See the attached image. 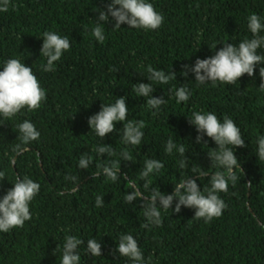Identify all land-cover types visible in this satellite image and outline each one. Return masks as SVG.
<instances>
[{
    "label": "trees",
    "instance_id": "trees-1",
    "mask_svg": "<svg viewBox=\"0 0 264 264\" xmlns=\"http://www.w3.org/2000/svg\"><path fill=\"white\" fill-rule=\"evenodd\" d=\"M148 2L164 17L158 30L126 24L115 29L109 16L100 24L103 43L92 30L97 9L106 11L111 0H11L9 10L0 12V71L8 59H19L46 90L40 109H24L11 119L0 116V171L5 173L0 198L17 177L27 176L40 185L30 204L31 220L22 228L0 232V264H61L67 236L84 241L78 247L80 264H133L116 250L124 234L138 241L145 264H264V160L257 156L258 137L264 136V90L259 87L264 64L256 66L254 77L245 74L235 84H199L193 72L181 75L184 65L213 56L223 44L251 39L248 18L257 14L264 22V0ZM46 31L71 42L50 72L42 70L47 58L40 55ZM257 53L264 55V46ZM148 66L174 72L176 78L167 84L149 81ZM137 83H151L152 95L165 99L159 110L148 107V97L136 95L132 89ZM181 86L191 96L177 103L175 92ZM119 97H126L128 119L145 123L140 145L122 143V122L102 140L88 124L102 104L112 105ZM196 112H212L221 122L225 116L231 118L247 145H229L242 171L235 169V185L229 181L228 191L218 193L227 208L207 223L195 218L192 208L181 206L179 213L160 208L162 224L142 227L148 223L144 200L125 202L132 184L150 197L153 189L172 194L176 184L192 177L204 191L211 187L212 174L225 171L208 156L217 150L215 142L206 135L207 144L196 142L199 133L189 122ZM25 120L35 125L40 137L22 145L26 150L18 155L13 149L21 144L18 125ZM170 137L185 147L184 156L177 149L172 154L165 151ZM102 144L112 145L115 155L98 154L96 148ZM124 150L132 161L123 160ZM82 154L92 157L88 169L78 166ZM148 159L164 167L142 178ZM182 159L187 161L185 168H180ZM110 161L121 167L115 182L102 174V166ZM201 170L208 177L200 176ZM97 196L104 199L101 207L96 206ZM89 239L101 243V256L87 252Z\"/></svg>",
    "mask_w": 264,
    "mask_h": 264
},
{
    "label": "clouds",
    "instance_id": "clouds-1",
    "mask_svg": "<svg viewBox=\"0 0 264 264\" xmlns=\"http://www.w3.org/2000/svg\"><path fill=\"white\" fill-rule=\"evenodd\" d=\"M11 0H0V12L9 10ZM13 7H15L13 5ZM99 12L96 20V26L92 30V35L97 41L103 43L105 40L104 29L101 23H106L109 16L115 21L114 28H121L126 24L129 28L143 29L145 31L158 30L163 22V15L158 12L152 3L148 0H111L107 10L97 9ZM248 29L252 33L251 39H245L238 45L225 43L215 54L206 59H197L194 66L184 65L181 75L187 77L189 71L195 74V81L199 84L211 82L213 86L216 82L235 84L239 79L247 74L254 77L257 65L264 64V55L257 53V50L264 46V22L257 14H252L248 18ZM43 44L40 55L47 58L46 65L42 70L50 72L54 70L55 62L59 61L64 52L70 50L71 42L67 36H61L55 32L43 33ZM216 48V47H215ZM149 81H155L161 84H167L173 78H176L174 72L166 73L164 70H156L151 66L147 68ZM259 75L261 77L260 88L264 90V67H260ZM138 97H148L146 103L150 109H157L165 103L163 97H154L155 91L151 83H137L132 89ZM177 103L187 102L191 96L188 88L181 86L176 92ZM46 100V90L40 85L32 68L26 66L19 59H8L0 71V116L5 119H11L22 110L27 109L29 112L41 108ZM128 106L126 97H119L112 105L102 104L101 110L95 115L89 117L88 124L91 130L102 140L108 134L116 131V123H123V132L120 136L122 143L132 146L140 145L143 138L142 129L145 127L144 121H133L128 119ZM156 115V112H153ZM189 122L195 126L199 135L196 137L197 143H205L204 136L213 140L216 149L208 156L212 164L225 169L224 172L216 171L210 176L211 187L201 190L196 179L190 177L182 180L174 186L172 194H164L160 189H153L150 197H145L143 193L132 184L133 191L125 196L126 203H132L138 198L143 199L144 216L148 223L142 227L148 228L149 225L160 226L162 224L160 208L165 210L171 208L172 211L179 213L181 206L195 209L194 217L204 219L210 222L213 218L222 215L223 210L227 208L225 202L219 197V192L228 191V182L235 185L238 177L235 169L242 171L241 165L229 145L235 149L246 147L241 130L236 126L234 121L225 116L223 122L218 119L217 115L208 112L201 114L193 113V118ZM19 139L21 144H17L13 149L18 155L21 154L25 147L33 141H38L40 132L35 125L25 120L18 125ZM120 134V132H119ZM257 156L259 160H264V136L258 137ZM173 149H177L181 156L185 155L186 149L181 144L177 146L170 137L166 143L165 151L172 154ZM96 152L101 156L115 155L112 145L102 144L96 148ZM124 161H132V157L127 150L121 152ZM92 163V157L82 154L79 159V168L88 169ZM187 166L186 159L180 161V168ZM164 164L157 159H148L145 161L143 171L140 173L142 178H148L150 174L159 172ZM121 167L118 161H110L102 166V174L108 179L115 182L121 175ZM97 172L96 175H100ZM5 173L0 171V181L3 180ZM200 176L208 177V173L201 170ZM199 178V176H197ZM68 178V177H66ZM126 178V177H125ZM75 180V177H70ZM250 184V183H249ZM148 187V184H145ZM40 185L29 177L22 179L16 178L13 187L0 198V232L7 233L13 228H22L26 221L31 220L30 204L37 196ZM75 191V189H73ZM206 193V194H205ZM175 208L173 209V202ZM104 199L102 196L96 197V206H103ZM84 241L74 236H67L63 245L61 264H80L81 257L78 253V247ZM120 256L129 258L133 264H145V259L138 241L130 234H124L119 237V244L116 249ZM87 252L92 256H101V243L96 239L87 241Z\"/></svg>",
    "mask_w": 264,
    "mask_h": 264
}]
</instances>
